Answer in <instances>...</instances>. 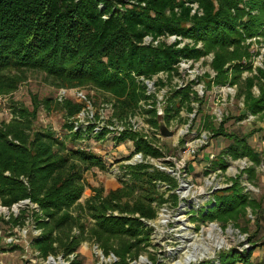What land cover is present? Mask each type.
Returning <instances> with one entry per match:
<instances>
[{
  "label": "trees",
  "instance_id": "trees-1",
  "mask_svg": "<svg viewBox=\"0 0 264 264\" xmlns=\"http://www.w3.org/2000/svg\"><path fill=\"white\" fill-rule=\"evenodd\" d=\"M256 36L264 37V0H0V95L15 90L31 71L44 74L57 87L91 85L108 92L119 100L120 113H126L144 98L142 80L151 81L160 73L174 76L182 60L198 61L213 52L215 82L224 83V65L249 58L241 43ZM169 37L175 41L167 43ZM242 65L233 66L231 84L238 81ZM259 74L263 79L260 97L250 101L247 95L253 114L264 109V69ZM252 83L248 80L246 86ZM155 85L163 83L158 80ZM190 90L189 85L174 92L164 111L166 126L188 103ZM34 105L33 112L21 108L8 123L0 122V205L10 209L29 200L38 206L42 214L35 224L44 233L33 238L32 244L43 255L77 252L87 240L99 244L104 254L112 251L122 259L137 255L149 240L144 220L155 218L154 203H163L154 181L170 183L168 176L149 171L145 164L126 165L123 169L129 179L125 185L106 193L97 189L80 205L83 173L103 168L98 152L102 148L88 144L92 139L78 141L81 131L66 137L69 148L54 131H34L37 100ZM60 110L74 116L80 107L67 103ZM212 131L214 137L231 140L225 155L249 157L254 165L264 161V155L249 146L248 137L225 133L222 127ZM135 145L136 150L159 156L142 141ZM215 164L225 169L222 157ZM213 197L212 206L200 211L204 222L236 223L245 217L247 207L252 213H262L261 203L243 193L238 183ZM76 206L95 221L87 236L84 225L72 214ZM107 211L118 215L107 216ZM23 217L21 213L12 219L13 225L22 224ZM75 226L81 236L69 235ZM249 238L252 243L255 235ZM259 245L264 246V241ZM251 246L240 253L224 252L221 262L252 264L258 244Z\"/></svg>",
  "mask_w": 264,
  "mask_h": 264
},
{
  "label": "rangeland",
  "instance_id": "rangeland-1",
  "mask_svg": "<svg viewBox=\"0 0 264 264\" xmlns=\"http://www.w3.org/2000/svg\"><path fill=\"white\" fill-rule=\"evenodd\" d=\"M166 41L172 43L173 40L169 38ZM241 45L247 47L251 56L225 64V73L221 77L226 79L224 83L215 82L212 52L198 61H192L190 65L181 64L178 66V74L174 76L160 73L153 80H148L153 83L151 87L149 82L138 78V82L141 81L144 85V98L126 113H120L119 100L108 92L91 85L57 87L44 74L31 71L24 74L23 81L15 90L0 95V122L8 123L21 108L33 112L37 100L34 131H54L60 139L65 140L68 147L71 144L68 139L76 132L73 127L78 124L77 131H80L79 124H82L83 132L78 135V141L92 139L88 144L102 148L98 151L93 147L92 150L102 155L100 160L103 168L94 167L83 173L85 189L79 202L82 206L86 199L95 195L97 189H103L106 193L119 188L121 184L125 185L129 176L123 167L129 165L127 163H133V155L140 154L142 164L148 165L149 171H158L168 176L170 183L154 181L163 203H154L155 218L144 220L146 227L150 229L148 243L142 245L137 255L127 254L123 259L111 251L116 260L113 264H224L220 259L224 252L248 251L254 243L258 244V248L252 255V264H264V246L259 245L264 241V161L254 165L249 157L234 159L225 155L231 140L221 136L214 137L212 131L222 127L225 133L246 136L249 146L264 155V109L253 114L248 108L249 102L257 100L261 93L259 84L263 79L259 73L264 69V37L248 38ZM237 63L244 64L243 71L238 81L231 84L233 66ZM158 80L162 81L163 86L155 85ZM248 80L253 81L250 88L246 86ZM189 85L191 90L188 103L167 126L174 132V136L170 139L156 136L155 123L163 121L165 108L172 95ZM227 86L233 92H227ZM62 88L68 89L69 94L58 100L57 94ZM78 92L82 93L83 99L77 97ZM247 95L251 97L250 101ZM46 98L51 101L47 102ZM67 103L79 106V112L74 116L64 114L60 109ZM120 126L124 127V132L118 135L117 128ZM186 129L190 135L186 137L187 140L201 134H205L208 139L206 145L200 146L195 156L187 159L182 166L176 164L173 158L182 148L180 141L186 134H182L184 137L180 134ZM124 135L126 137L122 139ZM138 141L157 151L159 156L136 150L135 144ZM129 154L131 157L126 160ZM218 157H222L225 162V169L215 164ZM250 169L253 170L252 176H249ZM119 172L121 179L117 178ZM125 176V181H122ZM233 183H238L243 193L261 203L262 213H252L247 207L245 217L236 223L228 222L225 226L216 221L201 220L200 211L212 206L214 194L230 189ZM18 210L23 214V219L31 220L29 233L25 238L20 237L14 245L6 244V235H15L22 226L23 219L22 224L13 225V216L8 221L0 216V264H34L30 263V259L35 251H39L31 242L33 235L30 230L42 212L33 203L23 204ZM5 214L11 215V211ZM72 214L84 225L87 236L88 229L95 223L94 219L79 206L73 208ZM106 215L116 216L118 213L107 211ZM41 233H44L43 229ZM69 235L81 236V232L75 226ZM253 235L255 238L251 243L249 236ZM94 243L93 240L81 243L76 264H100L93 250ZM53 246L56 247L57 244ZM99 247L103 251L100 245Z\"/></svg>",
  "mask_w": 264,
  "mask_h": 264
},
{
  "label": "built area",
  "instance_id": "built-area-1",
  "mask_svg": "<svg viewBox=\"0 0 264 264\" xmlns=\"http://www.w3.org/2000/svg\"><path fill=\"white\" fill-rule=\"evenodd\" d=\"M194 7V10L197 8L196 5L193 6ZM194 12V11H193ZM171 38L174 42L175 41V37H169ZM168 38V39H169ZM146 41L149 43L150 42V39L149 38H146L145 39V43ZM186 63V65H190L192 63V60H182L180 63H179V66L181 64H184ZM142 80V78H141ZM142 81H146V82H149L148 80H142ZM153 83L149 82V87L152 86ZM225 90L227 92H233L231 87L227 86L225 87ZM68 89H60L58 91V100H61L63 99L64 97H66L69 93H68ZM77 97L78 98H84V96L82 95V93H76ZM82 114V112L79 114V116ZM78 124H75L74 126V131H77L78 127H77ZM80 126V131H82L83 129V126L82 124H79ZM121 127V126H120ZM118 127L117 128V132H118V135L122 132H124V127ZM100 132V131H99ZM155 134L156 136L158 137H161L160 134H159V131L157 129V131H155ZM185 135V142L183 143V145L181 146L182 148L176 152L174 155V158L173 160L176 162V164L178 165H182L183 163H185V161L187 159H190L192 157L195 156L196 154V151L197 149L200 147V146H203V145H206L207 143V136L205 134H201V135H194L190 140H187L186 137L190 136L189 135V132H188V129L185 130V132L181 131V134L180 135ZM182 135V136H183ZM184 137V136H183ZM187 140V141H186ZM84 142V141H83ZM131 157V156H130ZM127 158L126 160L130 159ZM132 160H133V163L130 164V163H127L129 165H137V164H142V159L140 157V154H136V155H133L132 156ZM183 166V165H182ZM159 170L162 171V169L158 168ZM117 174V172H116ZM119 175L117 176V178L121 179V173L119 172L118 173ZM127 176H125L124 179H122V181H125ZM115 178V176H114ZM30 203L29 200H24V201H20L14 205H12V207L10 209L6 208V207H3L0 205V216H3L1 217L3 220L5 221H8L10 219L11 216H13V219L14 218H18L21 214L18 210V208H21L23 204H28ZM11 211V215H6L5 213H10ZM18 214H20L18 216ZM31 221V220H30ZM29 219H26L25 218L23 219V224L21 227H19L17 229V232L15 235L13 234H8L6 235V237L4 238L6 244L8 245H14L15 243H17V240L21 237V238H25L27 236V233H29ZM35 223V222H34ZM1 231V230H0ZM42 229L39 228L36 224L34 226H32L31 230H30V233H32L33 235V238H37V237H40L42 235L41 233ZM32 242V241H31ZM93 250H94V253L95 255L98 257L99 261H100V264H113L115 263V257L112 253H108V254H104L103 251L100 250V247L98 244L94 243L93 244ZM77 252H73V253H70V254H67V255H64L62 253H58V254H47V255H43L40 253V251H35L34 252V256L32 259H30V263H33L34 264H76V260H77Z\"/></svg>",
  "mask_w": 264,
  "mask_h": 264
},
{
  "label": "water",
  "instance_id": "water-1",
  "mask_svg": "<svg viewBox=\"0 0 264 264\" xmlns=\"http://www.w3.org/2000/svg\"><path fill=\"white\" fill-rule=\"evenodd\" d=\"M158 131L164 139H170L174 136V132L169 130L163 121L158 123Z\"/></svg>",
  "mask_w": 264,
  "mask_h": 264
}]
</instances>
